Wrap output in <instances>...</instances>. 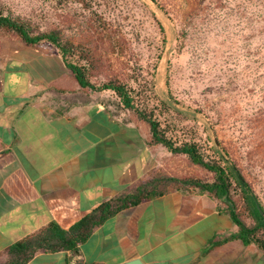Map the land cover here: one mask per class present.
I'll list each match as a JSON object with an SVG mask.
<instances>
[{"label":"crops","instance_id":"crops-1","mask_svg":"<svg viewBox=\"0 0 264 264\" xmlns=\"http://www.w3.org/2000/svg\"><path fill=\"white\" fill-rule=\"evenodd\" d=\"M106 91L83 88L55 47L0 42V255L55 221L70 228L129 192L173 154ZM232 217L209 193L170 191L123 210L76 251L40 250L27 264H264L235 238ZM0 258V263L2 262Z\"/></svg>","mask_w":264,"mask_h":264},{"label":"rangeland","instance_id":"rangeland-1","mask_svg":"<svg viewBox=\"0 0 264 264\" xmlns=\"http://www.w3.org/2000/svg\"><path fill=\"white\" fill-rule=\"evenodd\" d=\"M65 2L68 8L59 7L55 0H0V5L28 17L43 29L60 26L76 41L88 38L87 22L103 24L104 29L98 32L103 39L97 41L99 70L95 80H129L138 101L143 107L155 109L171 135L180 140L196 139L210 151L211 144L201 122L184 119L160 104L153 91V80L155 83L161 79L168 89L169 79L179 103L203 108L216 124L220 139L228 147L241 149L244 164L249 155L256 154L253 181L264 200V182H260V178L264 181V130L254 132L250 126L251 119L257 117L254 112L263 103L264 73L251 61L245 34L233 28L238 22L229 26L227 18H212L209 25H201L193 30L191 38L182 40V33L177 39L173 36L170 24L152 0ZM197 2L172 0L181 17ZM159 21L167 29V38ZM4 39L19 40L14 34L0 32V42ZM40 47L55 48L48 42ZM106 92L110 102L124 108L113 91ZM172 157L169 168L173 174L205 175L186 156Z\"/></svg>","mask_w":264,"mask_h":264},{"label":"trees","instance_id":"trees-1","mask_svg":"<svg viewBox=\"0 0 264 264\" xmlns=\"http://www.w3.org/2000/svg\"><path fill=\"white\" fill-rule=\"evenodd\" d=\"M55 1L59 7H67L65 2L67 0ZM72 1L82 3L86 0ZM152 1L170 24L173 36L176 38L182 33L185 38L182 40L191 38L194 35L193 30L197 31L201 25H209L212 18L219 21V16L227 18L229 26L231 22H238L232 25L233 28L245 34L250 46L251 61L255 66H260L264 73V0H198L183 17L178 15L172 0ZM93 22L95 23V20ZM94 23H86L88 38L76 41L75 38L66 35L60 26L43 29L28 17L0 5V32L14 34L20 41L32 47H40L45 42L54 45L83 88L92 91H113L120 98L125 109L134 111L140 120L149 126V144L163 145L174 155L186 156L200 166L205 171V175H180L156 170L133 190L102 202L70 228H64L53 221L39 231L17 241L0 255L3 260L0 264H27L40 250L76 251L107 219L173 190L209 193L218 200L219 209L228 213L236 223L238 227L236 233L220 240L213 239L210 248L239 238L245 244L254 243L264 250V214L262 213L264 200L253 181V169H255L253 162H256V154L249 155L244 164L241 149L228 147L220 139L216 124L203 108L179 103L180 101L173 94L169 79L168 89L163 86L161 79H157L155 83L153 80V91L160 104L184 119L201 122L211 144L210 151L196 139L180 140L171 135L155 109L143 107L138 101L137 91L129 80L110 77L97 82L95 80L99 70L97 41L98 38L103 39L98 32L104 29V25ZM159 24L167 38L165 25L162 21H159ZM262 91L264 96V88ZM262 102L254 112L257 117L251 119L250 126L254 132L264 130V97ZM249 169L252 173H249L251 172ZM260 182H264L263 179L260 178Z\"/></svg>","mask_w":264,"mask_h":264},{"label":"water","instance_id":"water-1","mask_svg":"<svg viewBox=\"0 0 264 264\" xmlns=\"http://www.w3.org/2000/svg\"><path fill=\"white\" fill-rule=\"evenodd\" d=\"M262 213L264 214L263 210H262ZM125 264H143V262L140 259H135V260L129 261Z\"/></svg>","mask_w":264,"mask_h":264}]
</instances>
